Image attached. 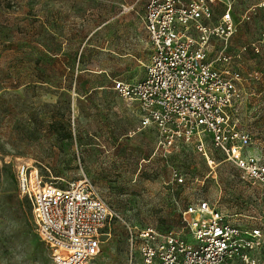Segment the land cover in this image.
Instances as JSON below:
<instances>
[{"label": "rangeland", "instance_id": "374dc122", "mask_svg": "<svg viewBox=\"0 0 264 264\" xmlns=\"http://www.w3.org/2000/svg\"><path fill=\"white\" fill-rule=\"evenodd\" d=\"M145 3L0 0V264H53L17 191L20 162L59 187L85 178L115 214L87 264H126L123 222L175 228L179 211L196 200L214 204L233 224L258 225L263 190L247 188L210 146V165L190 144L156 149L155 132L139 129L132 105L111 90L115 79L144 75ZM232 11L239 24L226 54L241 73L259 70L264 79V0H237ZM217 48H210V60ZM244 90L237 124L264 156V83ZM255 257L264 264V247Z\"/></svg>", "mask_w": 264, "mask_h": 264}, {"label": "built area", "instance_id": "2783aa9c", "mask_svg": "<svg viewBox=\"0 0 264 264\" xmlns=\"http://www.w3.org/2000/svg\"><path fill=\"white\" fill-rule=\"evenodd\" d=\"M236 1L146 0L141 17L149 47L144 75L135 82L115 79L111 90L132 105L139 129L155 132L156 149L168 152L190 144L207 160L210 146L247 188L264 192V156L236 120L244 87L264 79L259 70L241 73L226 54L239 24L232 11ZM218 3L222 10L215 14ZM259 44L264 46V27ZM172 176L182 180L175 171ZM15 179L53 264H87L100 253L116 216L90 182L84 178L59 187L25 162L17 164ZM229 219L214 204L196 200L179 211L175 228L158 231L123 222L125 263L260 264L255 254L264 247V204L254 227Z\"/></svg>", "mask_w": 264, "mask_h": 264}, {"label": "bare ground", "instance_id": "6f19581e", "mask_svg": "<svg viewBox=\"0 0 264 264\" xmlns=\"http://www.w3.org/2000/svg\"><path fill=\"white\" fill-rule=\"evenodd\" d=\"M207 162L209 163V164H213V161L207 156Z\"/></svg>", "mask_w": 264, "mask_h": 264}]
</instances>
